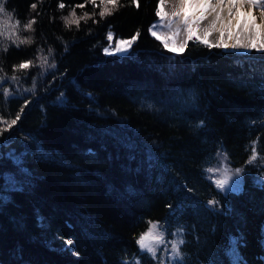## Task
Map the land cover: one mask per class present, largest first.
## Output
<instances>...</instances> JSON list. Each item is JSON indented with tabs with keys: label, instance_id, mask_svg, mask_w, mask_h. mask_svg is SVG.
Segmentation results:
<instances>
[{
	"label": "trees",
	"instance_id": "trees-1",
	"mask_svg": "<svg viewBox=\"0 0 264 264\" xmlns=\"http://www.w3.org/2000/svg\"><path fill=\"white\" fill-rule=\"evenodd\" d=\"M158 1L4 0L0 264H264V51L171 52L148 31ZM73 9L89 18L66 24ZM108 30L139 35L109 54Z\"/></svg>",
	"mask_w": 264,
	"mask_h": 264
},
{
	"label": "snow or ice",
	"instance_id": "snow-or-ice-1",
	"mask_svg": "<svg viewBox=\"0 0 264 264\" xmlns=\"http://www.w3.org/2000/svg\"><path fill=\"white\" fill-rule=\"evenodd\" d=\"M93 6H97L96 0H90ZM101 5H103L102 10L100 11V16L111 15L112 11L115 10L119 4V0H100ZM136 4V7H139L138 0H133ZM166 0H159L158 8L156 15L159 17V22L150 29L151 34L157 39L160 40L163 44V47L168 49L171 52L178 53L183 52L186 48L189 41H195L197 43L203 44L209 48H224L229 47L233 49H248L256 51H264V23L257 24L256 17L252 14L251 11L240 12V9L244 8L245 5H248L250 8H259L261 10V15L264 17V0H177L176 5L173 8L171 13L165 11ZM227 4L228 15L229 17H234L239 23V32L233 33L232 21L229 20L227 24H224L223 27L218 28L217 25L223 23L222 12ZM61 8L64 7V4L59 5ZM35 8V5L32 6ZM78 7H84L83 4L78 5ZM233 9H236L235 13ZM210 13H215V19L209 25V27L201 29L200 24L204 21ZM243 15L244 20L240 22L239 17ZM88 14L85 13L82 17H77L75 9H73L69 17H65V22L68 25L76 24L79 26L81 19L87 20ZM35 21H30L25 25L26 29H31L32 24ZM19 26V21L12 22V17L9 13L5 11L4 0H0V35H4L7 29L14 31ZM162 29H167V32L161 31ZM228 31L229 39H232L233 35L236 36L235 42L229 44L227 40L224 39L225 31ZM12 31L8 32L9 37L11 38ZM184 31L186 36L182 43H177V40ZM214 31H220V39L216 43L209 41V36ZM139 33L136 36H133L130 40L120 39L116 42L114 52L123 53L127 52L132 43L138 37ZM243 37V39H241ZM19 40V43H30V40H20L19 37H16ZM107 39L109 41L113 40V33L110 31L108 33ZM19 46V45H17ZM111 47V45H110ZM105 52L112 54L108 48L105 49ZM43 63H47V58H43ZM31 62L21 63L18 68L26 69L30 66ZM15 79V77H13ZM19 115L16 119L11 120L10 122L4 121L7 124L8 128H11L12 125L17 123L19 120ZM2 120V118H0ZM256 160V156L251 157L252 161ZM209 171H214L209 169ZM240 170H237L239 172ZM228 183L227 179L217 180L216 184L219 188H224ZM239 189V181H237L234 190ZM215 203V202H212ZM164 236L163 233L158 231V225L156 223L150 222V228L147 232L140 235L137 240L138 245L141 249H146L153 257L156 255V245L163 244ZM69 245L73 241H67ZM183 240H179L176 243L172 244V251L174 257H180V247L179 245L183 244Z\"/></svg>",
	"mask_w": 264,
	"mask_h": 264
},
{
	"label": "rangeland",
	"instance_id": "rangeland-1",
	"mask_svg": "<svg viewBox=\"0 0 264 264\" xmlns=\"http://www.w3.org/2000/svg\"><path fill=\"white\" fill-rule=\"evenodd\" d=\"M176 3H177V0H166L165 11L168 12V13H171V12L173 11V8H174V6L176 5ZM158 4H159V2L157 3V7H158ZM225 8H226V7H225ZM227 8H228V7H227ZM244 8H245L246 11H248L247 9L249 8V6H248V5H245ZM156 11H157V10H156ZM235 11H236V9H233V12H234V13H235ZM242 13H243V12H242ZM214 14H215V13H210V14L207 16V18H206L204 21L201 22V23H203V25H200V28H201V29H204V28L209 27V25H210V24L213 22V20H214V19L212 18ZM252 14L256 17V23H257V24L264 23V17H262V15H261V10H260L259 8H252ZM210 15H211L212 17H211ZM232 18H233V17H229V15H228V13H227L226 17H224V22H223V24L221 25V27H223L224 24H227L229 20L232 21ZM243 18H244L243 15H241V20H240V22H243V20H244ZM227 20H228V21H227ZM153 21L156 22L154 25L158 24V22H159V17L156 16V18L153 19ZM153 21H152V23H153ZM152 23H151V24H152ZM151 24H150L149 27H148V31H149V33H151V32H150ZM204 25H206V26H204ZM217 26H218V25H217ZM237 26H238V27H237ZM233 30H234L233 33L239 32V30H240V29H239V24L235 25ZM109 32H110V30H108V32L106 33L107 37H108V33H109ZM164 32L166 33V32H167V29H165ZM183 32H184V31H183ZM225 32H226V34L224 35V39L228 41V40H229V37H228V31L226 30ZM180 36H181V35H180ZM185 36H186V33L184 32V35H183L182 37L178 38L177 43H182L183 40H184V38H185ZM234 38H235V37H234V35H233V37H232V41H233V42H232V43L235 42ZM120 39L130 40V39H132V37H131V38H125V37H116V36L113 35V40H112V41H109V40L107 39V43H106V45H104L103 50L105 51V49L108 48L110 52H112V53H114V54L121 55L122 53H116V52L113 51L114 48H115L116 42H117L118 40H120ZM219 39H220V31H214V32L209 36V41L212 42V43H216V42H218ZM241 39H243V37H241ZM160 42H161V41H160ZM228 42H229V41H228ZM161 43H162V42H161ZM110 45H111V47H110ZM228 49H232V50H233V48H231V47H229ZM234 50L243 51V52L248 51V49H243V48H241V49H234ZM105 53H108V52H105ZM123 53H125V52H123ZM221 165H222V171H221V173H220V175H219V177H218V180L227 179V180H228V183L225 185V187H226V186H229V187H232V188H235V185H236L237 181H239V188H240V184H241V176H240V173L237 172V169H233V168H231L230 166L225 165L224 162H222ZM158 231H159V230H158ZM159 232H160V231H159ZM162 245H163V244L156 245L157 250H158V249H162V248H163Z\"/></svg>",
	"mask_w": 264,
	"mask_h": 264
},
{
	"label": "bare ground",
	"instance_id": "bare-ground-1",
	"mask_svg": "<svg viewBox=\"0 0 264 264\" xmlns=\"http://www.w3.org/2000/svg\"><path fill=\"white\" fill-rule=\"evenodd\" d=\"M213 2H215V0H213ZM226 7V8H225ZM225 7H224V9H223V12H222V19H223V22H224V17H226V15H227V13H228V8H227V4H225ZM248 11H251L252 12V8H248L247 9ZM240 12L242 13V12H247L246 10H245V8H242V9H240ZM211 16V15H210ZM212 17V16H211ZM213 19H215V14L213 15V17H212ZM244 19V18H243ZM239 20H241V16L239 17ZM228 21V20H227ZM156 22L154 21L152 24H151V27H150V29L153 27V25L155 24ZM223 24V23H222ZM222 24H219L217 27L218 28H221V25ZM232 24H233V28H232V31L234 32V26L235 25H237V24H239V23H237V21H236V19L233 17L232 18ZM200 25H203V23H201ZM204 26H206V25H204ZM238 27V26H237ZM164 30L165 29H162L161 31H163L164 32ZM225 34H226V32H225ZM181 36H179V38L180 37H182L183 35H184V32L182 31L181 32V34H180ZM234 40L236 39V36L234 35ZM229 41V44H231L233 41H232V39H229L228 40ZM228 49V48H227Z\"/></svg>",
	"mask_w": 264,
	"mask_h": 264
},
{
	"label": "water",
	"instance_id": "water-1",
	"mask_svg": "<svg viewBox=\"0 0 264 264\" xmlns=\"http://www.w3.org/2000/svg\"><path fill=\"white\" fill-rule=\"evenodd\" d=\"M104 47V46H103Z\"/></svg>",
	"mask_w": 264,
	"mask_h": 264
}]
</instances>
